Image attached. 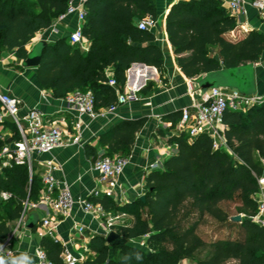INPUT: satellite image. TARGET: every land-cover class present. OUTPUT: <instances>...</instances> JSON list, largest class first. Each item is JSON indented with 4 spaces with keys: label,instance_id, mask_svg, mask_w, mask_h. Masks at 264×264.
<instances>
[{
    "label": "trees",
    "instance_id": "16d2710c",
    "mask_svg": "<svg viewBox=\"0 0 264 264\" xmlns=\"http://www.w3.org/2000/svg\"><path fill=\"white\" fill-rule=\"evenodd\" d=\"M68 2L0 0V52L23 60L28 43L65 12ZM84 8L81 34L90 43L89 51L82 55L68 38L47 45L37 68L43 89L55 98L90 91L94 108L100 111L115 104L116 91L132 64L153 67L165 78L162 53L150 44L153 35L137 27L146 17L155 22L152 0H86ZM235 27V18L219 0L177 1L165 15L168 42L187 79L259 60L264 35L249 32L238 40L226 38ZM212 48L218 59L210 54ZM108 67L114 69L116 87L108 85ZM180 115L176 112L170 118L175 123ZM222 123L227 149L213 150L212 139L205 134L190 140L182 130L170 137L176 153L146 176L144 201L118 205L107 196L87 198L106 213L131 218L111 226L126 245L109 247L99 235L89 240L92 256L87 264H264V227L253 219L258 180L264 179V101L243 110H225ZM142 124L125 121L101 135L100 145L107 146L103 157L127 158ZM2 146L0 141V151ZM35 185L37 178L26 166L0 169V193L10 195L3 203L12 219L20 216L23 200L37 201ZM236 215L241 216L240 223L229 221ZM9 233L0 223V237ZM40 246L53 264H64L54 240L43 238Z\"/></svg>",
    "mask_w": 264,
    "mask_h": 264
},
{
    "label": "crops",
    "instance_id": "0c3cea01",
    "mask_svg": "<svg viewBox=\"0 0 264 264\" xmlns=\"http://www.w3.org/2000/svg\"><path fill=\"white\" fill-rule=\"evenodd\" d=\"M152 1L157 11V18L149 31L153 35V41L150 44L160 49L166 76L162 79L155 68L132 64L126 70L125 83L118 92L128 93L134 86L138 88L139 100L136 103L118 107L112 114H104L93 120L87 116L78 117L66 104L64 98H55L50 90L40 86L37 80V69L22 68V60L16 58L12 52L1 50L0 94L9 95L19 101L18 117L21 120L29 111L36 109L43 114L46 124L57 126L63 134H76L73 125L77 121L81 124L78 131L80 135L78 144L56 148L48 154L32 156L31 175L37 178L38 184L35 185L37 192L35 203L27 199L23 200L20 216L12 219L4 208L5 201H0V223L5 224L10 231L5 238L0 237V245H3L0 255H3L6 260L11 261L25 254L30 261L33 259L35 250L41 248V240L49 238L41 226V221L45 217L56 222L54 237L62 252L66 250L75 257L90 258L92 253L89 251L88 243L93 236L105 237L109 232L108 226L131 221L129 216L115 212L108 213L109 221L101 220L84 214L81 209L80 202L90 197L93 192L100 193L98 198L106 196L107 188L100 183L98 173L93 170L94 162L103 158L107 147L100 145L99 137L122 122L143 121L127 156V165L117 180L112 196L109 197L118 205L132 203L144 197L147 190L146 176L153 170L161 169L165 160L176 153V146L169 143V138L179 136L183 129L179 121L174 123L171 120L170 115L183 110L193 114L196 105L206 102L207 92L202 94L196 89L197 81L204 74L187 79L181 73L177 65V57L167 39L165 15L177 0ZM219 1L224 11L228 13L227 0ZM243 1V14L238 17V20L246 24L248 31L245 33L235 28L226 35V38L238 40L249 32L264 35V19L250 6V0ZM77 25L75 17H67L56 24L53 22L48 29L35 34L27 45V51L41 40L47 45L54 44L62 38H68L69 41V34L78 28ZM77 46L80 53L84 55L89 51L90 43L84 39ZM210 54L218 59L216 48L210 49ZM105 75L108 79L113 78L114 69L108 67ZM254 77L255 96L264 99V51L256 62ZM146 88L148 90L144 91ZM8 124H12L8 119L0 124V141L3 144L0 153L3 150H11L18 139L17 132L11 130ZM45 162L52 163L53 176L69 187L74 199V204L65 218L57 217L52 210L44 207H34L42 189L40 175L44 170ZM154 165L158 167L152 169ZM7 167L10 166L4 168ZM254 197L256 198L257 194ZM30 214H35L38 222L33 229L28 230L24 224ZM78 227L83 228L81 236L76 232Z\"/></svg>",
    "mask_w": 264,
    "mask_h": 264
},
{
    "label": "built area",
    "instance_id": "2783aa9c",
    "mask_svg": "<svg viewBox=\"0 0 264 264\" xmlns=\"http://www.w3.org/2000/svg\"><path fill=\"white\" fill-rule=\"evenodd\" d=\"M177 1L189 2L198 0ZM85 2L86 0H69L65 12L54 20L56 24L62 22L67 17H75L78 28L69 34V42L71 44H80L84 40L81 34V27L85 19ZM249 4L264 19V0H250ZM226 6L228 13L236 20L235 28L246 33L248 31L246 24L238 20V17L243 14L244 1L227 0ZM153 26L154 22L151 18H145L137 24L138 29L142 31H150ZM108 85L116 87L115 79L110 78ZM116 96L115 104L102 111L95 110L94 98L90 91H75L67 95L64 100L78 117L87 116L93 120L104 114L114 113L120 106L138 102V88L133 86L128 93L117 91ZM263 101L264 99L255 95H241L234 89H210L207 91L206 102L196 105L193 114L188 110L181 112L179 124L190 139L195 138L199 134H205L212 139L213 150L227 149L222 134L224 128L222 115L224 111L227 109L234 111L243 110ZM19 110V101L17 99L6 94H0V124L5 119H8L15 127L18 135V139L13 144V148L11 150H3L0 153V169L11 166L12 164L26 166L31 175L32 156L34 154H48L56 148L79 143L80 135L78 131L81 127L79 121L73 125V129L77 133L68 135L63 134L57 126L46 124L43 114L40 111L33 109L21 120L18 117ZM127 162V158L120 156L111 158L103 157L94 162L93 170L98 173L100 183L106 186V196H112L113 190L117 185V180L121 176ZM157 167V165H154L151 168L156 169ZM43 169L40 175L42 189L38 202L34 207H44L47 210H52L57 217L65 218L68 216L74 204L70 189L65 183L55 179L53 176L54 167L51 162H45ZM258 184L259 191L257 197H254L257 204V214L253 219L257 224L264 227V179L260 178ZM99 196L100 193L98 191L90 195L93 198H98ZM8 198H10L9 194L0 193V201H6ZM80 204L84 214L101 220H110L108 213L99 204H94L87 199L82 200ZM41 226L45 230L46 236L56 241L54 237L56 222L52 221L49 217H45L41 221ZM110 228L108 226L109 231ZM76 232L81 236L83 234V228L78 227ZM62 261L64 264H87L83 256L75 257L66 250L62 252ZM30 264L53 263L47 258L45 251L38 248L35 250Z\"/></svg>",
    "mask_w": 264,
    "mask_h": 264
},
{
    "label": "water",
    "instance_id": "95a60500",
    "mask_svg": "<svg viewBox=\"0 0 264 264\" xmlns=\"http://www.w3.org/2000/svg\"><path fill=\"white\" fill-rule=\"evenodd\" d=\"M145 46V45H144ZM47 47L45 41H38L28 51L26 57L21 62V67L25 69H37L41 63L43 52ZM139 66H144L138 64ZM256 63H248L243 66L221 69L218 71L204 74L196 83V89L200 93H206L210 89H234L244 96L255 95V77L254 69ZM144 201V197L140 198ZM229 221L240 223L241 216L236 215L229 218ZM38 218L35 214H30L24 226L26 229L31 230L37 224ZM105 243L109 247L123 246L127 241L120 237L115 231L110 230L104 237Z\"/></svg>",
    "mask_w": 264,
    "mask_h": 264
},
{
    "label": "clouds",
    "instance_id": "9594fccd",
    "mask_svg": "<svg viewBox=\"0 0 264 264\" xmlns=\"http://www.w3.org/2000/svg\"><path fill=\"white\" fill-rule=\"evenodd\" d=\"M3 248V245H0V249ZM0 264H30V258L25 254L20 258H14L11 261L6 260L3 255H0Z\"/></svg>",
    "mask_w": 264,
    "mask_h": 264
},
{
    "label": "rangeland",
    "instance_id": "374dc122",
    "mask_svg": "<svg viewBox=\"0 0 264 264\" xmlns=\"http://www.w3.org/2000/svg\"><path fill=\"white\" fill-rule=\"evenodd\" d=\"M262 99V97H260ZM131 245H138L141 247V242H130Z\"/></svg>",
    "mask_w": 264,
    "mask_h": 264
}]
</instances>
